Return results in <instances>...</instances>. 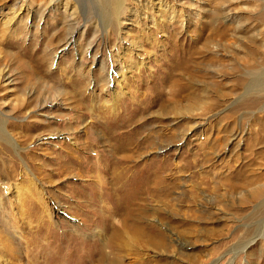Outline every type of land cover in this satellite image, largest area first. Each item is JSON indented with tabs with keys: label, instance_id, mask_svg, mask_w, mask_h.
Here are the masks:
<instances>
[{
	"label": "rangeland",
	"instance_id": "1",
	"mask_svg": "<svg viewBox=\"0 0 264 264\" xmlns=\"http://www.w3.org/2000/svg\"><path fill=\"white\" fill-rule=\"evenodd\" d=\"M117 2L0 0V264H264V0Z\"/></svg>",
	"mask_w": 264,
	"mask_h": 264
},
{
	"label": "bare ground",
	"instance_id": "2",
	"mask_svg": "<svg viewBox=\"0 0 264 264\" xmlns=\"http://www.w3.org/2000/svg\"><path fill=\"white\" fill-rule=\"evenodd\" d=\"M118 2H117V4L113 7V12H114V14L116 15V16H118L119 14H120V10H121V3H122V0H117ZM111 70H112V74L110 75V77H108V74H106L105 75V77H106V80H105V82L106 83H109V78H111L110 80H113V77H114V68H112L111 67ZM104 71V70H103ZM108 72V71H107ZM118 72V71H117ZM6 117L7 116H2V119H1V121H0V136H1V138H3L6 142H8L13 148H14V150L15 151H17V150H19L20 148H19V146L17 145V142H16V140L13 138V137H10L9 135H8V133L6 132V130H5V125H6V122H7V120H6ZM115 124V123H114ZM10 125V124H9ZM14 124H12L11 126H13ZM123 126V125H122ZM135 134V133H134ZM117 136V135H116ZM127 140V139H126ZM125 141V140H124ZM130 141V140H129ZM123 143V142H122ZM124 145V144H123ZM128 145H129V143H128ZM126 146H127V144H126ZM123 147V146H122ZM68 155V154H67ZM71 155V154H70ZM77 157H79V156H77ZM126 158V157H125ZM71 160V159H70ZM65 161V160H64ZM69 161V160H68ZM79 161V160H78ZM83 163H85V168L86 169H88L89 168V166H88V162H87V160H81L79 163L78 162H74L73 161V163L71 162L70 164H72V165H81V164H83ZM69 164V163H68ZM69 164V165H70ZM96 164H97V162H96ZM64 165H66V164H64ZM94 165V164H93ZM120 165H121V167L119 168V169H111V173H112V175H113V179H114V182L115 183H113L116 187L113 189V191H112V193H111V195H109V199H107V200H111V201H113V203H114V207L115 206H118V205H120V204H122V203H127V204H134V202L135 201H137V200H139L138 199V197L140 196V195H143L144 193H146L148 190H151V188L150 187H148L146 184H145V182H143L142 180H138V181H134L133 179H130V180H126L125 179V175L126 174H130L129 176L131 177L132 176V174H134L133 173V170H132V167H128V166H124V161L123 160H121L120 161ZM102 167V166H101ZM69 168H71L70 166H69ZM91 168V167H90ZM95 169V168H94ZM98 170V169H97ZM104 170V169H103ZM118 170H119V172H118ZM160 171V170H159ZM61 172H63L62 170H61ZM95 173V172H94ZM144 173V172H143ZM146 173V172H145ZM144 173V174H145ZM156 173V172H155ZM137 174V173H136ZM95 175V174H94ZM97 175V174H96ZM95 175V177H97L98 178V176H96ZM138 175V174H137ZM140 175V174H139ZM110 176V175H109ZM135 176V175H134ZM148 176H150L149 175V173H148ZM101 177V176H100ZM135 178V177H134ZM138 178V177H137ZM142 178V177H141ZM144 178V177H143ZM154 179V178H153ZM98 181V183H100L99 182V180H97ZM152 181V180H151ZM147 182V181H146ZM151 183V182H150ZM91 185V184H90ZM150 185V184H149ZM92 186V185H91ZM89 187V186H88ZM90 188V187H89ZM98 188V187H97ZM100 188V187H99ZM95 189H96V187H91V194H90V199H91V202L92 203H94V199L92 200V198H91V195H92V197L95 195V192L97 191H95ZM153 189V188H152ZM158 189V188H157ZM90 190V189H89ZM152 191V190H151ZM157 192V191H156ZM90 193V192H89ZM119 194V197H117L116 198V194ZM151 194L150 195H152V192H150ZM154 193V192H153ZM157 194V193H156ZM160 194V193H159ZM108 195V194H107ZM103 196V195H102ZM106 197V196H105ZM146 197V196H145ZM116 198V199H115ZM106 199V198H105ZM104 199V200H105ZM112 199H114V200H112ZM144 199V198H143ZM146 200H147V198H146ZM143 201V200H142ZM145 201V200H144ZM23 202V201H22ZM108 202V201H107ZM137 202H139V201H137ZM24 203H26V202H24ZM109 204V203H108ZM111 204V203H110ZM140 204V203H139ZM23 205V204H22ZM141 205V204H140ZM58 206V205H57ZM127 206V205H126ZM135 206V205H134ZM133 206V207H134ZM142 206V205H141ZM130 207H132V206H130ZM111 209V208H110ZM117 209V208H116ZM132 209V208H131ZM135 209V208H134ZM137 209V208H136ZM139 209V208H138ZM58 210H60V208L58 209ZM24 211V210H23ZM61 211V210H60ZM108 211V210H107ZM129 212V211H128ZM138 212V211H137ZM124 213V212H123ZM129 213H131V212H129ZM112 214V213H111ZM133 214H134V212H133ZM133 214H132V216H133ZM68 215V214H67ZM137 216V215H136ZM131 217V216H130ZM108 220V219H107ZM106 220V221H107ZM135 224V223H134ZM131 229H132V231H134V235H144V234H149V236H150V234H151V236H152V233H151V230H150V228H145V229H143V227L142 228H139L138 227V225H132V227H131ZM63 239V241H77L76 240V238H75V235H70V234H67V235H65L64 236V238H62ZM158 240V239H157ZM157 240L155 241V242H157ZM151 241H153V239L151 240ZM78 242V244H82L81 242H79V241H77ZM154 241H153V243H155ZM51 243V242H50ZM55 243H53V245H54ZM148 244H149V242H148ZM35 246L37 247V244H35ZM55 246V245H54ZM54 246H52V247H54ZM61 246V245H60ZM81 247V246H80ZM77 248V247H76ZM52 252V256L50 257V258H52L51 259V261L53 262L56 258H58V252H57V250H53V251H51ZM11 253H13V251L11 252ZM16 253V252H15ZM73 253H76V254H78L79 256H81V253H83L81 250H75V251H73ZM66 260H67V258H65ZM65 259H63V260H65ZM33 261V260H32ZM61 261V260H60ZM59 262V261H58ZM55 264H56V262H55ZM60 264V263H59Z\"/></svg>",
	"mask_w": 264,
	"mask_h": 264
}]
</instances>
